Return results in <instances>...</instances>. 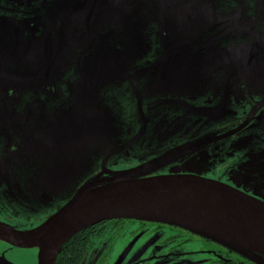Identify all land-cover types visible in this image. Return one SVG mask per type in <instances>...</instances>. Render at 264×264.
Returning <instances> with one entry per match:
<instances>
[{"label":"rangeland","instance_id":"374dc122","mask_svg":"<svg viewBox=\"0 0 264 264\" xmlns=\"http://www.w3.org/2000/svg\"><path fill=\"white\" fill-rule=\"evenodd\" d=\"M171 2L178 8L173 17L177 22L168 18L170 8L148 5L141 16L128 18L132 24L124 25L119 35L100 37L104 40L95 44L101 81L91 102L96 101L99 114L103 112L100 132L107 137L98 132L96 141L79 149L78 166L76 159L67 168L52 169L48 189H42L48 197L52 191L45 218L56 215L103 171L123 173L163 158L143 176H210L213 179L208 180L224 178L235 187L263 176L264 163L255 162L264 159V108L247 129L214 142L223 132L216 127L220 121L236 115L235 97L243 94L238 98L241 103L264 97V0ZM130 5L122 4V19ZM172 25L177 28L170 31ZM116 27L114 23L112 30ZM223 104L226 117L220 116ZM222 161L234 163L233 171L220 168ZM150 233L137 222L115 231L110 240L128 247L118 252L122 259L115 264H152L144 263V257L155 258L160 242ZM188 244L176 251L196 252L202 247L200 242ZM169 247L163 244L160 250ZM30 252L37 264L38 250ZM21 257L27 264L26 254ZM186 259L192 263L194 256ZM205 260L200 259L208 264ZM172 263L177 262L161 264Z\"/></svg>","mask_w":264,"mask_h":264},{"label":"flooded vegetation","instance_id":"af4514ba","mask_svg":"<svg viewBox=\"0 0 264 264\" xmlns=\"http://www.w3.org/2000/svg\"><path fill=\"white\" fill-rule=\"evenodd\" d=\"M110 1L0 0V224L7 229L29 232L45 223L52 191L48 197L43 190L48 189L46 179L52 169L72 165V161L78 158L75 154L79 149L97 140L94 128H68L65 122H60L61 126L58 127L56 121L46 119L56 113L54 109L65 106L67 98L71 97L68 86L78 80L79 63L82 65L84 57L78 43L74 41L75 45L68 46V40L77 37L80 32L77 22L95 16L88 15L89 6L93 7L96 2L107 5ZM46 33L51 48L49 57L42 47ZM27 58L36 71L30 77L41 74L46 66L54 71L45 72V77L37 81L39 85L33 87L21 101L18 97L15 103L5 104L9 102V97L4 91L19 82L4 81L1 73L4 64L10 65V74L15 76L13 79L27 77L17 71ZM8 95L12 93L8 92ZM243 96L239 94L232 101L235 116L231 114L226 117L222 105L220 116L224 114L226 118L216 126L223 132L218 134L214 143L225 141L247 129L264 108V97L254 102H238V98ZM4 122L7 126H4ZM222 162L220 168L233 171L234 163ZM261 163H264V159L255 162L256 165ZM202 177L213 179L210 176ZM251 179L244 180L240 187H235L224 178L214 180L264 203V173L262 177ZM131 222H137L142 230H150V236L160 242L159 247H155L157 256L151 258V261H147L145 256L144 263L161 264L176 260V264H202L200 259L204 256L208 264H264V255H243L222 243L181 227L137 220L106 221L80 231L63 245L56 264H115L122 259L118 252L128 247L110 238L116 236L115 231H123ZM165 234L167 238L156 237ZM192 241L200 242L201 249L196 252L176 251L181 246H187V249L188 243ZM163 244L170 247L160 250ZM32 249L36 248H19L0 240V264H25L21 253L28 257L27 264H34V257L30 254ZM129 251L126 250V253ZM190 255L194 256L192 263L186 259ZM130 258L127 256V262Z\"/></svg>","mask_w":264,"mask_h":264},{"label":"water","instance_id":"95a60500","mask_svg":"<svg viewBox=\"0 0 264 264\" xmlns=\"http://www.w3.org/2000/svg\"><path fill=\"white\" fill-rule=\"evenodd\" d=\"M125 1L131 3L128 7V10H131L129 13L128 11L124 13L128 15L122 19V4ZM153 1L156 5L151 3ZM171 1L111 0L107 5L96 2L93 7L89 6L88 15L95 16L90 20L77 22V26H80L79 34L68 40V46L78 43L79 51L84 57L82 65L79 63L80 71L76 76L78 80L68 86L71 97L67 98L65 106L54 109L56 113L46 120L56 121L58 127L61 126L60 122H65L68 128H94L95 134L99 132L100 137H107L100 132L105 124L103 112L99 114L96 110L98 106L95 104L96 101L91 102L95 89L101 81L98 59L93 48L100 40H104L99 39L100 37L112 38L114 35H119L124 25L132 24L128 18L132 14L133 17L141 16L142 10L149 8L148 5L155 7L163 5L168 11L170 8L171 13L168 18L177 22L173 17L178 8ZM158 22L162 23L161 20ZM114 23L117 27L112 30ZM170 28V31H173L177 26L172 25ZM163 31L164 25L158 34H162ZM42 47L49 57L51 48L47 33ZM31 65L27 58L17 70L27 77L20 76L13 79L15 76L10 74V65L4 64V71H1L4 81L7 79V81L19 82L18 86L10 85L9 89L4 91L9 97V102L5 104L15 103L14 100L18 101V97L21 101L33 90V87L39 85L38 80L43 79L49 71H54L46 66L41 74L30 77L36 73ZM8 92L12 95L9 96ZM5 122L4 126H7ZM89 135L91 136L92 132ZM163 159L123 173L105 170L92 179L93 181L78 189V193L68 204L38 228L29 232H17L0 224V240L19 248L38 249V264H56L63 245L81 230L106 221L137 220L181 227L222 243L243 255H264V252L243 245L231 244L203 227L209 225L223 228L264 247V203L226 184L199 176H143Z\"/></svg>","mask_w":264,"mask_h":264},{"label":"bare ground","instance_id":"6f19581e","mask_svg":"<svg viewBox=\"0 0 264 264\" xmlns=\"http://www.w3.org/2000/svg\"><path fill=\"white\" fill-rule=\"evenodd\" d=\"M206 231L216 235L217 237L231 243V244H238L243 245L245 247L251 248L256 251L264 252V247L252 240H249L248 238L235 234L233 232H230L226 229L219 228V227H213L209 225H203Z\"/></svg>","mask_w":264,"mask_h":264},{"label":"trees","instance_id":"16d2710c","mask_svg":"<svg viewBox=\"0 0 264 264\" xmlns=\"http://www.w3.org/2000/svg\"><path fill=\"white\" fill-rule=\"evenodd\" d=\"M81 231H82V230H81ZM78 233H79V232H78ZM75 235H77V234H75ZM75 235H74V236H75ZM74 236H73V237H74Z\"/></svg>","mask_w":264,"mask_h":264}]
</instances>
